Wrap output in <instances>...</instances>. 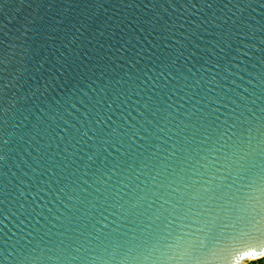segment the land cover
Instances as JSON below:
<instances>
[{
  "label": "water",
  "instance_id": "water-1",
  "mask_svg": "<svg viewBox=\"0 0 264 264\" xmlns=\"http://www.w3.org/2000/svg\"><path fill=\"white\" fill-rule=\"evenodd\" d=\"M264 258V0H0V264Z\"/></svg>",
  "mask_w": 264,
  "mask_h": 264
},
{
  "label": "rangeland",
  "instance_id": "rangeland-1",
  "mask_svg": "<svg viewBox=\"0 0 264 264\" xmlns=\"http://www.w3.org/2000/svg\"><path fill=\"white\" fill-rule=\"evenodd\" d=\"M243 264H264V258L258 259V260H253V261H246Z\"/></svg>",
  "mask_w": 264,
  "mask_h": 264
}]
</instances>
